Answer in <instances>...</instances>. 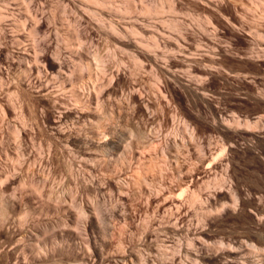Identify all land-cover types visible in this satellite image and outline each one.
Masks as SVG:
<instances>
[{
    "label": "rangeland",
    "instance_id": "1",
    "mask_svg": "<svg viewBox=\"0 0 264 264\" xmlns=\"http://www.w3.org/2000/svg\"><path fill=\"white\" fill-rule=\"evenodd\" d=\"M138 1L0 0V264H264V0Z\"/></svg>",
    "mask_w": 264,
    "mask_h": 264
},
{
    "label": "bare ground",
    "instance_id": "2",
    "mask_svg": "<svg viewBox=\"0 0 264 264\" xmlns=\"http://www.w3.org/2000/svg\"><path fill=\"white\" fill-rule=\"evenodd\" d=\"M23 2H24V0H22ZM89 2H90V0H88ZM92 1V3H94V4H97V7H99V6H103L102 4L103 3H106V2H108L109 0H103L102 2H100L99 0H91ZM113 1V0H112ZM133 1V0H132ZM140 1V2H139ZM138 2H139V6L136 8L135 6H134V9H133V11H135V12H138V13H140V14H151L152 12H153V10H152V8H150V6H148V5H146L145 3H143V1L142 0H139ZM25 3V2H24ZM132 3V2H131ZM107 4H109V3H107ZM133 4V3H132ZM99 5V6H98ZM264 5V4H263ZM118 7V6H117ZM130 7V6H129ZM170 8H169V11H173V5L172 6H169ZM125 8V7H124ZM122 10H125V9H122ZM131 11V9H128V7H127V9H126V11ZM119 11V10H118ZM156 11V10H155ZM154 11V12H155ZM3 18V15L0 13V20ZM33 21H35V19L33 20ZM36 22V21H35ZM35 50V49H34ZM78 50V49H77ZM77 50H75L79 55H81V56H85V57H87V54H84L83 52H81L80 50L79 51H77ZM59 52V51H58ZM34 53V52H33ZM56 53H57V51H56ZM58 54V53H57ZM34 55V54H33ZM35 55H37V54H35ZM147 55H149V54H146V56ZM36 57V56H35ZM38 57V56H37ZM149 57V56H148ZM31 59V58H30ZM33 60H34V58H33ZM36 63V62H35ZM89 66H90V64H89ZM88 67V66H87ZM100 71V70H99Z\"/></svg>",
    "mask_w": 264,
    "mask_h": 264
}]
</instances>
